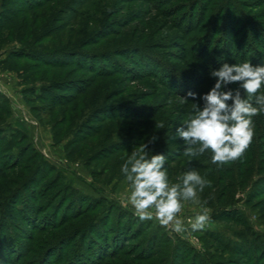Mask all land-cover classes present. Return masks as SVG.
I'll return each instance as SVG.
<instances>
[{"label":"rangeland","instance_id":"374dc122","mask_svg":"<svg viewBox=\"0 0 264 264\" xmlns=\"http://www.w3.org/2000/svg\"><path fill=\"white\" fill-rule=\"evenodd\" d=\"M74 2H77L74 8L57 13L58 20H60V28H63V30L55 36L44 40L42 44H38L37 49H47L49 52L73 49L76 52L107 53L114 56L117 50H122L123 48H127L125 46L131 45L128 42L134 38L139 47L149 49L152 55L150 57H156L160 61L161 65L156 64L159 67H155L153 70V72L159 74V77L148 76L144 69H142L144 65L140 64V59L135 60L132 57L131 61L127 63L117 59L116 61L121 71L110 73L112 74L110 77L107 76L94 80L92 86L83 94L74 97L69 105L53 108L51 105L45 104L35 98L39 92H42L43 86H51L52 83L48 79L27 86L22 84V79L19 78L18 74L0 70V105L5 106L9 113L8 116L4 115L2 120L0 119V130L5 131L7 134L16 132L24 135L27 143L35 146L41 154L42 159L40 162L48 165V170L43 172V175L51 174V169H54L55 173L51 176L50 182L51 179L57 178V176H60L62 179L59 189L57 188L48 193L47 188L50 189V187L47 183H49V180L43 181L44 176H41L37 181H33L28 186L30 189L27 192L28 194L26 192L21 193L23 198H26V196L29 198V203L25 202L26 205L23 206L27 208V212L25 213L26 218L23 214L22 217L20 212H17L13 202L1 203L2 197L6 198L10 196L8 193V196L0 195V224L4 220L5 215L6 222L10 226L7 238H11L19 243L33 245V247H35V242L42 245L41 240L47 237L36 236L39 233H36L35 230H39L41 227L44 228L52 223L57 224L56 227L59 228L62 226L61 224L71 220L75 213L85 211L89 206L94 208V200L106 199L109 204L112 203L118 208V211H114L113 213L116 220L119 216L118 214H120V210H122L128 216L127 219L131 225L136 224L137 227H140L139 230L136 228L130 234L131 238L136 237L140 231H144L145 237H141L136 243H133L134 241L129 242L134 251L132 250L131 257L123 258L125 264H146L137 262L136 260L143 256L144 253L141 250L144 247H148V244H151V240H155V238H158L159 244L161 243V247L165 250L171 248L173 250L177 246L185 248L184 250L189 254L186 261H192L193 256H198L200 261L210 260L208 264H241L243 262L242 258L234 255L236 253L231 250L242 249L254 252L256 245L252 234L264 236V219L259 211L247 204L250 196L254 194L255 183H250L247 188L242 189L239 180L236 179L239 168L243 165L239 159L224 165H217L211 162L212 153L210 151L204 153L207 159L206 161H200L206 167L201 168H210L213 171L197 172L201 177L210 181L211 186L205 187L203 192L197 190V197L200 203L182 201L184 208L179 214V218L184 221L187 230L182 233H176L170 228L162 226L156 219L141 220L135 214L133 207L127 200L129 185L122 173L109 170V168L102 170L100 164H91V167H89L85 160L88 158L72 160L68 156L67 145L82 129H86L88 134L92 130L89 136L99 131L104 134L110 133L112 135L111 141L113 142L118 138L126 142L138 139L137 136L140 132L135 131L133 134H130L131 131L129 130L132 126L140 124V122L134 120L127 122L109 120L111 107L130 108L135 113L149 111V109H153L152 106H155L156 110H160L167 105L157 115V118L163 116L162 121L159 118L157 122H152L147 128L148 130L154 129L153 135L157 137L156 145L160 146L161 149L167 150L169 154L170 161L167 158L165 164L169 183L182 184L184 174L194 171L191 168L188 170L185 166L182 168V164L178 166L179 162L182 163V159L189 157L184 154L186 147L184 141L179 137L168 141V135L162 140V137L160 139L159 136L163 134L164 130L161 131L156 128L163 129L165 117H167L166 119H170L169 116H172L175 112L177 117H174L172 126V135H175L176 128L181 127L182 124L190 119L180 120L181 114L183 111L188 110V112L194 115L192 103H196L190 101V99H187L188 102L185 103L181 99L184 97H177L169 93V90L163 84L167 73L162 74V66H166L173 73H176V71L180 72V68L186 67L184 58L188 51L185 43L180 39L181 33L178 28L172 26L170 20L160 12L163 10L162 7H155L157 4H162L164 0H74ZM233 3L237 5L238 14L248 16V21L242 23L237 29L240 41L246 44V46H257L256 44H259V41L256 42L254 39L251 24H254L253 30L256 29L259 33L264 32L263 0H233ZM198 8L200 12L195 15L196 18L199 17L201 11L205 10L206 5L200 2ZM40 12L43 14H40L37 19L38 22L44 21L46 15L50 13L48 10H40ZM37 20L36 18H29L22 26L19 25L14 32L15 37L13 39H6V37L0 39V60L6 57L7 52L23 48L24 45L18 41V37L22 39L25 36L24 29H27L28 32L26 34L30 35V30H35L33 24ZM174 21L177 22L178 19H174ZM236 21L237 15L231 16L229 11H227L222 16L220 30L222 31L227 23ZM109 31H115L117 35L113 38L111 37L112 39H102L100 37V34L106 36ZM142 31H150V35L152 32L151 37L153 39L147 42H139L138 40L142 36ZM220 36L219 38H221ZM204 38L205 36H201L195 41V46L198 48L197 52L199 53L203 52L207 43V39ZM28 40L30 41L26 43H30V46L35 48V42L33 41L35 39L28 38ZM157 45L160 46V49L152 50ZM228 48L231 52L233 51L232 45L228 46ZM126 50L129 49H125L124 51ZM262 54L264 55V53ZM100 66L101 70L105 71L104 65L100 64ZM188 75L191 79L194 76L197 81L203 80V76L197 74L196 70L190 71ZM180 83L185 87H189L191 92L196 93V91L200 90L199 84L194 82V79L193 81H188L182 78ZM176 86L178 87V85ZM183 86H180V88ZM182 92L184 93V89H182ZM200 107L202 108V106ZM99 118H101L102 123H100ZM59 131L63 132L64 135L60 140L57 138ZM256 138L261 141L259 137L256 136ZM94 170H97V172L102 170L104 174L101 177H94ZM169 170H172L170 172L171 175L168 173ZM217 172H219L218 176L220 178L228 176L227 173L230 172V174H233V181L236 182L237 187L233 190V194L229 197L227 196V200L223 202L229 203L228 209H223L226 206L218 203L223 191L222 187L226 186V183L222 185L218 180L214 181L212 179ZM12 177H14L12 173L8 174V178ZM13 190L15 191V189ZM34 196L39 198L36 199ZM34 199L35 201L33 202L32 200ZM204 208L208 209L209 217L205 227L202 230L192 231L188 225V220H194L195 216L201 214ZM98 212L100 215L93 214L90 218L87 216L79 221H71L65 227L63 226L52 233L51 237L56 239L50 240L49 246L40 247L41 252L32 258H28V261H24L21 264H37L49 253V260L51 257H54L53 260L56 264H61V258L60 260L58 259L59 254L65 253L62 260H65L66 263L73 256H70V252L77 254L75 261L78 259L82 260V262L78 261L79 264H93L97 262L105 255L104 252H106L107 246L105 247V243L103 244L98 238L94 242L89 237L90 235H86L85 237L83 231L89 229L92 224L98 225L99 229L104 232L107 231L103 229L104 220L107 215L101 216L103 212V214H106V210L102 209L101 211L98 210ZM224 214L240 216L239 219L242 220V223H216L215 218L221 217ZM31 218L32 221H28ZM126 225L127 222L124 226H118L117 223L114 225L116 226V235L121 239L130 230L126 231V227H128ZM245 226L251 228V231L248 232ZM34 236H36L37 241H32L35 239ZM5 242L6 240H4L3 246L6 245ZM111 243L110 241L109 244L111 245ZM119 243L121 241H118L117 245ZM222 244L228 248V251L225 252L224 249L226 248L222 247ZM13 247L12 251L14 250ZM0 248V252L2 253L0 264H17L14 258L10 259V256L5 254L4 247L0 246ZM5 248L10 249L9 247ZM112 250L117 251L116 248ZM66 257L69 258L66 259ZM174 259L175 257L173 261ZM75 261L73 263L78 264ZM107 264H116V262L112 261V263L109 262Z\"/></svg>","mask_w":264,"mask_h":264},{"label":"trees","instance_id":"16d2710c","mask_svg":"<svg viewBox=\"0 0 264 264\" xmlns=\"http://www.w3.org/2000/svg\"><path fill=\"white\" fill-rule=\"evenodd\" d=\"M200 2H202L203 5H206V8L201 11L199 17L196 18L195 15L200 12L198 11ZM75 4L77 5V2H74V0H0V39L4 37H6V39H13L15 37L14 32L17 27L19 25L22 26L29 18H36L37 20L41 14L40 10H48L50 12L46 15L44 21L38 22L37 20L35 24H33L36 32H34L35 30H30V35H27L26 33L28 30H23L25 36H23L22 39L18 37V41L24 45L23 48L21 50H12L11 52H7L6 57L0 60V70L18 74L19 78L22 79V84L27 86L35 84L41 80L46 81V79H48V81L52 83L51 86H43L42 92H39L35 98L45 104L51 105L53 108L56 106L59 107L69 105L74 97H78L89 89L94 80L102 79L107 76L110 77L112 76L110 73L121 71L120 66L117 64V59L123 61L124 63L130 62L132 57L135 60L140 59V64L144 65L142 69H144L148 76L153 75L154 78L159 77V74H156L153 70L155 67H159L161 65L160 61L156 57H150L152 55L150 54L149 49L139 47L134 38L128 42V44L131 45L125 46L127 48H123L124 50H129H117L114 56L107 53L100 54L97 52H76L73 49L55 50L52 52H49L47 49H37L39 46L38 44H42L44 40L55 36L63 30V28H60V20H58L57 13L59 11H69L74 8ZM155 7L163 8L160 12L170 20V24L172 26H176L178 28L181 33L180 39L183 40L188 49L186 52L187 55L184 58L186 67L180 68L181 74L177 71L176 73H173L169 68H166V66H162V74L167 73L164 78L166 79L164 81L165 83L163 82L164 87L167 88L169 93H172L174 96L186 97L187 99H190V101L196 102L203 107L204 101L201 97L207 94L216 82L215 78L210 75L211 71L218 70L223 63H228L230 65L239 64L246 60L250 61L253 66H264V55L262 54L264 53V32L259 33L256 29L253 30L254 24H251V28L253 27L252 31L254 39L256 42L259 41V44H256L258 47L255 45L246 46V44L240 41V36L237 35V29L242 23L248 21V16L238 14L237 5L233 3V0H164L162 4H157ZM227 11H229L231 16L237 15V21L227 23L221 31L220 25L222 16L227 13ZM174 19H178V21L176 22ZM116 35L117 32L109 31L106 36L100 34V37L102 39H112ZM151 36L152 32L150 35V31H142V36H140L138 41H151L153 39ZM201 36H205L204 39H207V43L205 41L207 46L204 44L205 47L203 52L199 53L197 52L198 48L195 46V41ZM219 36L221 38H219ZM28 38L35 39L33 40L35 42V48L30 46V43H26L27 41H30ZM231 45L233 47L232 52L228 48V46ZM84 48H86V46H84ZM159 49L160 46L158 45L152 48V50ZM99 63L104 65L106 68L105 71L101 70L102 68ZM156 64H159V66ZM194 70H196L197 74L203 76V80L197 81L194 76L191 79L188 74H190V71ZM135 76L137 75L135 74ZM182 78L188 81H193L194 79V82L199 84L200 90L196 91L197 97L195 100L191 97H187V93L191 91V89L180 83ZM176 85H178V87ZM180 86L183 87L180 88ZM238 87V83L229 84L227 86V88L230 89H236ZM182 89H184V93L182 92ZM241 93L243 96V90H241ZM260 94H264V87H262L261 91L257 93V95ZM245 98H247L246 94ZM227 103L231 104V101H228ZM253 104L255 106L254 98ZM165 107H167V105L164 106V108ZM152 108L153 109H149V111L140 110L141 112L133 113L134 110H130V108L125 109L111 107L109 120L113 119V121L119 122L134 120L140 122V124L132 126L129 130L131 131L130 134H133L135 131L140 132L137 136L138 139L126 142L118 138L119 140L116 139L113 142L111 141L112 135L110 133L104 134L99 131L92 136H89L92 130L88 134L86 129V131L82 129V131L79 132V134H77L76 137L73 138V140H71L67 145V150L69 152L68 156L72 160L88 158L85 160L89 167H91V164H100L102 170L109 168V170L121 173V166L128 156L131 155V152L140 144L145 143L148 145V150H150L151 155L163 154L170 161L167 150L161 149L160 146L156 145V140L152 142V138L156 137V135H153L154 129L148 130L147 128V126L151 125L152 122H157L159 118L162 121L163 116L157 118V115H159L161 110L164 108H161L160 110H156L155 106H152ZM8 114L9 113L7 112L5 106L0 105V119L2 120V117H4V115L8 116ZM192 115L193 114L188 112V110L183 111L180 116V120L184 121L187 118L189 119ZM174 117H177L175 112L172 116H169L170 119H166L167 117H165V126L163 129L156 127L161 131L164 130L163 134L159 136L160 139L162 137V140H164L165 136L168 135V141L172 140L171 137L174 135H172ZM99 119L101 121V118ZM252 119L254 123V135L250 145L244 154L239 158L243 165L239 168L236 179L239 180V184L242 189L247 188L250 183H255L254 194L250 196L247 204L259 211L260 215L264 219V113H261ZM100 123H102V121ZM256 136L259 137L261 141H259ZM63 137V132L59 131L57 138L60 140ZM41 159V154L35 146L27 143V139L24 135L16 132L7 134L5 131L3 132L0 130V195H7V193L10 195H7L8 197L6 198L2 197L1 203L10 201L13 202L15 205L14 208L17 212H20L21 216L23 214L25 218L27 208L23 206L26 205L25 202L29 203V198L28 196L23 198L21 193L29 192L30 189L28 186L33 183V181H37L39 177L44 176L43 172L48 170V165L44 162L41 163ZM180 159L182 158L180 157ZM206 159V154L197 157H188L182 159V163L179 162L178 166L182 164V168L185 166L188 170L191 168L196 172H212L213 170L210 168H201L206 167L201 164V162L206 161ZM102 170L100 172L94 170V177H101L104 174V171ZM51 171V174L48 173V175L43 178V181L49 180V183H47L50 187V189L47 188L48 193L57 188L59 189L62 180L60 176H57V178L51 179L50 182L51 176L55 173L54 169H51ZM171 171L172 170L168 171L170 175ZM11 173L14 177L8 178V174ZM218 174L219 172H217L212 179L214 181L218 180L222 185L226 183V186L222 187L223 191L218 203L226 206L223 209H228L229 203L223 202L224 200H227V196L229 197L233 194V190L237 187L236 182L233 181V174H230V172L227 173L228 176H224L223 178H220ZM169 178H171V176H169ZM13 189H15V191ZM18 191H20V193H18ZM34 198L37 199L39 197L34 196ZM32 201L34 202L35 199ZM94 201V208L89 206L85 211L75 213L71 220L61 224L62 226L59 228L56 227L57 224L52 223L44 228L41 227L42 229L39 228V230H35L36 233L40 234H37L36 236L47 237L41 240L42 245L35 242V247L27 243L23 244L16 242L11 238H7V235L9 236L10 226L7 224V219L4 215V220H2L0 224V246L4 247L5 254L10 256V259L14 258L15 263L21 264L24 261H28V258H32L34 255L41 252L40 247L49 246V241L56 239L52 238L51 234L59 230L61 227H65L67 223L71 221H79L80 219H83V217L87 216L90 218L93 214H99L98 210L101 211L102 209H105L106 214H103V212L101 216L107 215L103 226V229L107 231H102L99 229L98 225L95 226V224H92L89 229H85V231H83V235L85 237L86 235H90L89 237H91L94 242L95 239L98 238L103 242V244L105 243V247L107 246L106 252H104L105 255L93 264H107L109 262L112 263V261L116 262V264H125L123 258L131 257V252L132 250L134 251L129 242L134 241L133 243H136L138 239L145 237L144 231H140L136 237L131 238L130 234L133 233L136 228L139 230L140 227H137L136 224L131 225V223L128 222V216L124 214L122 210H120V214H118L119 216L116 220L113 213L114 211H118V208H116V206L112 203L109 204L106 199ZM239 218L240 216L237 215L234 216L232 214H224L221 217L215 218V222L221 224L234 222L241 224L242 220ZM28 221H32V218ZM126 222V226H128L126 227V231L130 230L127 234H124L122 236L123 239H121L116 235V226L114 225L117 223L118 226H124ZM245 228L248 232L251 231V228H248L247 226H245ZM36 236H34V238ZM252 237H254L256 245L254 252H251L250 250L244 251L242 249L231 251L236 253L234 255L242 258L243 262H241V264H264V236L252 234ZM4 240H6L5 246H3ZM32 241L37 240L35 238ZM110 241L112 242L111 245L109 244ZM118 241H121L119 245H117ZM58 242H60V240H58ZM5 247H9L10 249ZM12 247L14 249L13 251ZM222 247L226 248L223 244ZM114 248H116L117 251H113L112 249ZM184 249L185 248H181V246H177L173 248V250L172 248L165 250L161 247V243L159 244L158 238H155V240H151V244H148V247H144L141 250L144 254L143 256L137 258L138 260L136 261L146 264H208V261H210L208 259L200 261L198 256H193L192 261H186L189 254ZM110 250L111 252H109ZM224 250L226 252L228 251V248ZM74 253L75 252L69 253L70 256L73 255L72 257L74 258L71 257L66 263L65 260H62L65 253L61 255L59 254L58 259L60 260L61 258V264H74L73 261H75V257L77 255ZM46 255L47 256H44L43 260L37 264H56L53 260L54 257H51L49 260L48 257H50V253ZM173 256L175 257L174 261ZM1 258L2 253L0 252V260ZM68 258L69 257H66V259ZM78 261L82 262V260L79 259L75 262L79 264Z\"/></svg>","mask_w":264,"mask_h":264},{"label":"clouds","instance_id":"9594fccd","mask_svg":"<svg viewBox=\"0 0 264 264\" xmlns=\"http://www.w3.org/2000/svg\"><path fill=\"white\" fill-rule=\"evenodd\" d=\"M210 75L216 82L201 97L203 107L192 103L194 115L176 128L171 139L179 137L184 141L186 156L197 157L210 151L211 162L224 165L244 154L254 135L252 118L264 113V94L257 95L264 87V66H253L247 60L239 64L223 63ZM233 83L239 87L227 88ZM187 97L195 100L197 94L189 91ZM181 99L188 102L186 97ZM156 139L153 137L152 142ZM166 160L163 154L151 155L148 145L143 143L124 161L121 173L129 185L128 203L141 220L156 219L162 226L182 233L187 230L179 218L184 208L182 201L200 203L197 190L203 192L211 182L198 172L189 171L184 174L182 184H170ZM208 219V209L204 208L194 220H188V225L192 231L202 230Z\"/></svg>","mask_w":264,"mask_h":264}]
</instances>
